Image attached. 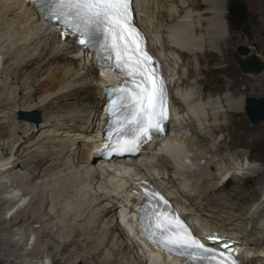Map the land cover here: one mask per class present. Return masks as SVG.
Masks as SVG:
<instances>
[{"label": "bare ground", "instance_id": "6f19581e", "mask_svg": "<svg viewBox=\"0 0 264 264\" xmlns=\"http://www.w3.org/2000/svg\"><path fill=\"white\" fill-rule=\"evenodd\" d=\"M25 1L0 0V34L6 39H3V47L0 46L3 66H0V176L5 171L9 174L17 168H30L35 173L34 180L54 170L67 158L69 165H65V169L76 168L77 173L66 172L65 183L57 191L67 199L74 194L71 198L78 201L81 216L83 214L81 223L94 217L89 221V229L73 233L71 245H61L62 252L72 245L90 251L82 252L81 256L70 253L62 263L57 261L58 252L54 250L47 256L48 262L39 253L28 255L35 256L41 264H178L150 250L139 236L132 211L122 208L123 226L121 222L119 225L116 221L119 207L115 203H130L125 188L136 180H150L148 176L154 171L148 166L150 163L158 164L165 174L176 173L188 188L192 171L184 166L183 153L178 150L182 144L185 152L193 153L195 160L204 162L196 164L197 174L207 168L214 171L204 172L203 179L192 183L199 191L196 197L186 188L178 187L171 177H168L166 189L162 187V190L173 198V188L184 199V206L189 209L176 205L187 214L186 218L198 234L214 232L236 246L240 242L241 249L246 246L247 251L240 252L243 263L258 264L257 259L264 254V201L259 202L264 196V172H251L245 163L253 159V142L264 139V125L255 130L246 124L242 94L254 91L257 85L227 63L231 45L228 33H232L227 13L229 0H138L139 25L152 42L158 37L162 39L159 48L156 46L153 51L160 56L165 73L168 69L166 59L173 64L177 56L182 62L176 67V80L172 81L173 76L169 74L171 86L178 83L179 87L177 94H170L175 119L172 124L190 136L169 135L157 148L144 149L138 159L113 158L108 162L103 157H93V151L101 147L102 141L99 127L104 122L101 106L108 86L105 76L99 74L80 45L59 39L54 28L40 21ZM246 1L264 18V0ZM258 30L264 36V22ZM237 39L241 42L242 36L239 34ZM183 65L187 67L185 72ZM257 83L264 90V75ZM32 111L40 114V123L21 119L20 114ZM175 111L182 119L179 116L177 120ZM37 133L44 137L38 151L33 156L23 155L28 150L24 146L34 142ZM45 141L47 147L43 146ZM69 147L72 149L68 150ZM143 158L147 171L139 167ZM98 162L99 166H95ZM227 180L235 183L234 194L219 197ZM25 182L24 177H17L14 188L24 186ZM248 182L252 185L248 186ZM78 183L95 191L93 200L89 194L91 189L87 193L82 186L91 197L85 199V194L78 191L85 197L81 196L83 200L77 198L74 190ZM7 190L14 193L13 186H1L0 195ZM28 196V192H22L17 202L11 200L14 206L9 211L16 207L19 210L11 216L8 228L0 217V231L28 222V227L39 225L42 228V238L52 239L54 232L45 227L54 219L48 212L52 197H31L23 207L20 202ZM94 202L98 204L93 206ZM30 204L33 211H26ZM1 206L0 202V210ZM28 227L24 235L29 240ZM11 239L7 236L2 240L11 243Z\"/></svg>", "mask_w": 264, "mask_h": 264}, {"label": "snow or ice", "instance_id": "6c2138e0", "mask_svg": "<svg viewBox=\"0 0 264 264\" xmlns=\"http://www.w3.org/2000/svg\"><path fill=\"white\" fill-rule=\"evenodd\" d=\"M31 3L37 6L41 17L63 27L62 36L70 33L81 45H98L104 58L114 61L118 74L128 78L130 86L125 84L119 89L114 107L119 105L125 110L120 127L130 129V133L109 146L113 151L118 154L138 151L153 131H163L162 122L168 118L166 89L155 61L145 48L143 35L133 24L132 0H31ZM152 213L154 229L150 235L168 251L200 264H237L230 254L226 256L202 243L178 216L157 208Z\"/></svg>", "mask_w": 264, "mask_h": 264}, {"label": "rangeland", "instance_id": "374dc122", "mask_svg": "<svg viewBox=\"0 0 264 264\" xmlns=\"http://www.w3.org/2000/svg\"><path fill=\"white\" fill-rule=\"evenodd\" d=\"M232 1L233 0H229V3H228L229 7H230V4ZM240 1L245 4V6L247 8V12L251 15H254L257 18V22H258L257 26L251 24L252 36H251V38H248L247 35H245L243 33V30L240 27V25H237L234 16H231L230 14L228 16L229 22L232 26V33H228V37L230 38V44L231 45H230V49H229L228 55H227V63L231 64L233 69L236 70L237 72H239L243 77L247 76L249 78L248 81L252 82L253 85L254 84L257 85V87L255 88L254 91L249 90V91H246L242 94V96H243V100H242L243 108L242 109L244 110V99L245 98H256V99H258V98L264 97V90L262 89V87L261 88L258 87L260 83H257L258 81H260V79L264 75V72L260 75H257V76L244 75L242 73V71L240 70V68L238 67V65L236 64V62L233 58V55H234V52H235L237 47L245 46L251 51V54H255L260 60L264 61V36L258 30L261 23L264 22V18L257 11H253L246 0H240ZM186 7H187V5H186ZM227 13H229V12H227ZM239 34L242 36V41L238 43L237 37ZM4 38H5L4 35L0 34V46L2 45V43H4V40H6ZM156 39L157 40L155 43L157 45L154 43V40H153V44L155 45V47L156 46L158 47L160 44L159 42L160 41L162 42V39H160L159 37ZM1 47H3V46H1ZM10 48L12 49L13 47H10ZM12 50H14V48ZM171 57L172 56H170V58ZM174 57H175L174 58L175 61L173 62V64L172 63L170 64V60L166 59V62L168 61L166 63L167 68H168V69L166 68L167 73L170 74L171 76H173L171 78L172 81H174L178 78V74H176V71H177V68L179 67V65H182L181 60L179 58H177V56H174ZM184 61H186V60L183 59V62ZM184 63L186 64V62H184ZM177 65H178V67H177ZM0 66H1V68H3V66L1 64H0ZM186 69H187L186 65H183L182 71L185 72ZM177 84L178 83H174V85L172 86V92L175 94H177L179 91L178 90L179 87H177L178 86ZM100 100H101V98H100ZM32 112H36L38 114V116L40 118V121L38 123H40L42 121L40 114L37 111H32ZM32 112H25V113L29 114ZM175 113L177 114V111H175ZM179 116H180V119H182L180 114H179ZM179 116L177 114V120H178ZM243 116H244V120H245L246 124L248 126L253 127L255 130L262 128L264 125V122H263L258 126H253L250 124V122L247 118V115L244 114ZM22 120L27 121L24 119H22ZM27 122H30V121H27ZM176 122L178 123V121H176ZM30 123H35V122H30ZM38 123H36V124H38ZM177 125H179V124H177ZM177 132H179V133H177ZM175 134H178V135L180 134L183 137L184 136H186V137L190 136V134L188 132H185L183 130L181 131L180 128H178V127L174 128V126H172L171 131H170V135L174 136ZM43 138H44L43 136H41V135H39V133H37L35 135L34 142L26 144L24 146V149L27 148L28 150H25L23 155L29 154V156H33L34 155L33 153L38 151V149L41 145V142H43V140H42ZM43 146L47 147L48 142L45 141ZM179 146L180 147H178L179 148L178 150L183 153L182 155L184 158V166L189 167V170L192 171L190 173L188 188H187V186H184L187 183L183 184V180L181 179V177L179 175H177L176 173H174L172 171L165 174L164 172L161 171L158 164H156V166L152 165L151 163H150V165L148 164V166H150V168H154V171H151L153 174L151 173V175H149L148 177L150 179H152L158 186H160L161 188L163 187L165 189H166L165 185H168L167 184L168 177H171V179H173L175 181V184L178 187H180L181 189H184V190L186 188L191 193L192 196L196 197V195H198L199 191L195 187L196 184L193 185L192 183L197 181L200 178L203 179L204 172L205 173L206 172H213L214 170L212 168H210V169L207 168L204 172H202V174H197V172H196L197 167L195 168L196 164H204V162L202 160H195V156L193 155V153L185 152L186 148H183L182 144H179ZM69 149H72V147H69L68 150ZM19 154H21V150H20ZM252 155H253V159L250 162H246L245 166L251 172H256V171L264 172V139H257L253 142V144H252ZM67 162H68V159L64 158L63 161L61 162L62 164H60L54 170L49 171V172L45 173L44 175H39L34 180H32V176L35 173L32 172L30 170V168H26V169H18L17 168L16 170H14L12 173H9V174H6V171L3 172V170H1V172H3V173L0 176V187L1 186L2 187L13 186V189H14L13 194L10 193L11 191L7 190L0 195V202L2 204L1 210H0V217L4 222V227L8 228L10 226L11 216L14 214V212L19 210V207L18 208L16 207L13 211L12 210L9 211L14 206V204L11 203L12 202L11 200H15L17 202L18 198L21 197L22 192H28L29 193V196L26 198V200L24 199L20 202L23 207L27 206L31 197H33V198H36V197H52V204L50 205L48 212L54 216V219L47 222L46 226H45L47 228H50L54 232V237L52 239L42 238L41 237L42 228L39 227V225H32V226L28 227V225H29L28 222L25 223L24 226H18V227L12 228V229H7L5 231H0V261L2 262V264H10L11 261L14 262V264H41V261H38V259L35 258V256L33 257V256L28 255V254L33 253V252L39 253L40 256H43V259H45V257H46L45 262H48L49 260H47L48 259L47 256H49V252H51L53 250L58 252L57 253V261L62 263L64 261V257L66 255H70V253L71 254L74 253V254H78V255L80 254L79 256H81L83 254L82 252L85 253V251L86 252L90 251V249L85 250L84 246H83L84 248L82 250L81 247L78 248V247L73 246V245L69 246V248L66 250V252L61 251V245L62 246H63V244L69 245L72 241L73 233L75 231L87 229V228L89 229L90 228V227H88L89 221H91V219L94 218L93 216H91L90 218H88V220L86 219L84 221L85 223H81L80 222L81 221V218H80L81 207L77 206L78 201L76 199L71 198V197H73L74 194L71 193L72 194V195H70L71 197L67 199V198H65V195H60L58 193V191L61 190L62 185L65 183L64 176L66 175V172L70 171V172H76L77 173L76 168H75L76 171H74L75 169L74 170L65 169V167H66L65 165H67V166L69 165V163H67ZM144 162H145V158H143V160H141V163H139V167L143 171H147L146 166H144ZM65 163H67V164H65ZM95 166H99V162L95 163ZM20 176L24 177L26 182L24 183V186H21L19 188L18 187L14 188L15 187V185L13 184L14 179H16L17 177H20ZM156 177L157 178L159 177L158 180ZM162 177L164 179L163 181H162ZM163 182H164V184H163ZM223 185H224V187L218 193L219 197L223 196L226 193L227 194H229V193L234 194L233 189L236 186L234 182L227 180L223 183ZM251 185H252V182H248V186H251ZM81 186H82V184L78 183L75 186V188L76 187L77 188L75 189L76 191L74 190V193H77L79 191L80 194H82L81 192H83L86 197L84 195H80L79 193H77L78 194V195H76L77 198L78 199L81 198V200H83L82 199L83 196L85 197V199H88L92 196V198H90V199L93 200V197L96 194L95 191L93 189H91L90 186L86 187L85 185H83L82 187L87 191V193H89L88 190L91 189V191H90L91 193H89L91 195L90 196L89 194H86V191L83 188H82L83 190L81 189ZM262 189L264 191V186L262 187ZM56 191H57V193H56ZM69 191H70V189H69ZM171 191L173 192V198H174L173 201L175 202V204L179 205L180 207L185 208L186 206H184V202H185L184 199H182V197L179 194H177L176 190H173V188L171 189ZM70 192H72V191H70ZM18 195H19V197H18ZM263 201H264V196L259 198V202L262 203ZM197 202L200 203V200H198ZM96 204H98V203L94 202L93 206ZM86 205H82V206L85 207ZM109 206H111V204ZM187 207H186V209H189ZM31 209H32V205L30 204L26 208V211H33ZM4 211H6V212L4 213ZM82 216H83V214H82ZM263 220H264V218H262V221ZM116 221H117V218H116ZM194 223H195L196 227H199V224H197L196 222H194ZM90 226H92V225H90ZM25 227L29 228L28 231H30L29 233L31 234L29 240L24 235V234H26V231L24 232ZM7 236H8V238H13V239H11V240H13L11 243L2 240V239L5 240V238ZM23 236H24V238H23ZM129 237L132 238L133 235H130ZM132 242L135 245L134 240H132ZM245 247L242 248V250L244 249L243 253L247 252ZM58 248H60V249H58ZM91 251H93V250H91ZM262 256H263L262 258L257 259L258 264H264V254ZM49 264H51V262H49Z\"/></svg>", "mask_w": 264, "mask_h": 264}, {"label": "water", "instance_id": "95a60500", "mask_svg": "<svg viewBox=\"0 0 264 264\" xmlns=\"http://www.w3.org/2000/svg\"><path fill=\"white\" fill-rule=\"evenodd\" d=\"M229 14L236 16L243 33L251 38V24L257 26V18L247 12V8L240 0H233L230 4ZM233 58L243 74L257 76L264 72V61L260 60L255 54L245 46L236 48ZM244 111L251 125L258 126L264 122V97L245 98ZM21 119L38 123L40 118L36 112L22 113Z\"/></svg>", "mask_w": 264, "mask_h": 264}, {"label": "clouds", "instance_id": "9594fccd", "mask_svg": "<svg viewBox=\"0 0 264 264\" xmlns=\"http://www.w3.org/2000/svg\"><path fill=\"white\" fill-rule=\"evenodd\" d=\"M159 47V46H158ZM153 48H155V45L153 44V42H152V40L150 41V44H149V51L150 52H152L154 55H156V53L153 51ZM155 50H156V48H155ZM172 93V87H169V94H171ZM170 99H171V95H170ZM171 103V106H172V102H170ZM160 144H157V145H151V146H149V148L150 147H155V148H157L158 146H159ZM141 155V153L139 154V155H137L136 157H134V159H138L139 158V156ZM171 197V196H170ZM171 199L173 200V198L171 197ZM116 204V203H115Z\"/></svg>", "mask_w": 264, "mask_h": 264}, {"label": "trees", "instance_id": "16d2710c", "mask_svg": "<svg viewBox=\"0 0 264 264\" xmlns=\"http://www.w3.org/2000/svg\"><path fill=\"white\" fill-rule=\"evenodd\" d=\"M234 18H235V20H236V23H237V25H239V21H238V19L234 16ZM260 152V151H259Z\"/></svg>", "mask_w": 264, "mask_h": 264}]
</instances>
